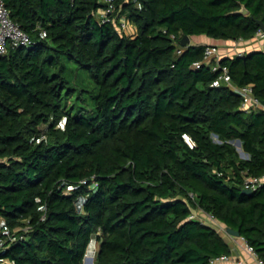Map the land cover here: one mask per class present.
<instances>
[{"label": "trees", "instance_id": "16d2710c", "mask_svg": "<svg viewBox=\"0 0 264 264\" xmlns=\"http://www.w3.org/2000/svg\"><path fill=\"white\" fill-rule=\"evenodd\" d=\"M5 3L33 41L0 54V219L28 226L0 258L85 264L93 239L98 264H210L231 246L196 211L264 258V184L243 192L264 174V106L242 108L206 43H181L253 38L264 0H116L133 36L102 0ZM220 64L264 100V43Z\"/></svg>", "mask_w": 264, "mask_h": 264}, {"label": "built area", "instance_id": "2783aa9c", "mask_svg": "<svg viewBox=\"0 0 264 264\" xmlns=\"http://www.w3.org/2000/svg\"><path fill=\"white\" fill-rule=\"evenodd\" d=\"M103 5L98 9L97 15L102 21H113L116 23L117 28L120 32L127 35L133 36L137 28L127 16L126 13H117L116 0H102ZM43 35H47V31L43 29ZM245 39H227L226 46L228 49L227 55H233L236 53L235 49L239 46V43ZM250 40H257L264 43V28L259 27L257 29L253 38ZM32 38L28 32H26L11 16L10 10L5 3V0H0V54H6L8 52L9 45H30L32 43ZM234 51V52H233ZM226 54L220 52L219 43H206L205 47V57L203 61L210 62L213 59L216 60L214 64V69L221 68V73L219 75V81L224 82L229 85L232 89L237 91L243 96L242 108L250 110L252 108H257L264 106L263 101L254 94L252 84L237 85L232 81L231 75L229 73L227 65H221L220 59ZM203 61H196L193 66L199 67ZM47 137L45 132H42L37 140H42ZM88 179H83L82 182H87ZM264 184V174L261 176H251L248 175L244 178V187H249L252 190L258 189ZM78 184H68L67 191H70L77 187ZM91 186L97 188V182L94 181ZM197 216L196 213H192L191 217ZM25 229L28 230V226L25 227H11L8 223L0 219V251L8 248L14 241L22 239L25 237V233H18V230ZM245 245V248L257 257L260 264H264V258L260 257L255 247L249 243L244 236H241ZM97 242V241H96ZM91 243L94 240L91 239ZM88 251L86 255H88ZM85 255V256H86ZM229 253H222L220 255L214 256L211 259L210 264H215L217 260L229 259ZM10 261L7 258H0V264H9Z\"/></svg>", "mask_w": 264, "mask_h": 264}, {"label": "crops", "instance_id": "0c3cea01", "mask_svg": "<svg viewBox=\"0 0 264 264\" xmlns=\"http://www.w3.org/2000/svg\"><path fill=\"white\" fill-rule=\"evenodd\" d=\"M220 40L213 39L206 35H197L194 38H191L192 43H219L220 44V52L222 54H228V47L226 44H221ZM226 42V41H224ZM263 46V42H259L257 40L245 39L239 43V46L235 49V52H246L253 49H258ZM234 52V51H233ZM201 218L210 222L219 228L221 233L224 235L226 240L230 243L231 253L229 259H220L217 260L215 264H260L257 260V257L249 252L244 245L243 239L240 236L231 235L226 231L225 224L214 219L209 214L200 213Z\"/></svg>", "mask_w": 264, "mask_h": 264}, {"label": "rangeland", "instance_id": "374dc122", "mask_svg": "<svg viewBox=\"0 0 264 264\" xmlns=\"http://www.w3.org/2000/svg\"><path fill=\"white\" fill-rule=\"evenodd\" d=\"M219 42L221 44H224V45L226 44L224 41H219ZM226 42H227V40H226ZM78 71L80 72V74H83V75L86 74V71H84V70L78 69ZM75 96L76 95H73L70 97V99L68 100V105H71L72 103L78 104ZM234 142H235L236 146L238 147V149L240 150L242 156H248V154L243 150L242 146L238 144L237 140H234ZM195 213L197 216H200V214L197 211ZM97 246H98V244L96 241H94V243L91 244L89 251H88V255H86L84 258L85 264H94V262L96 264H98L95 260V256H96V252H97ZM90 258H93V262H90Z\"/></svg>", "mask_w": 264, "mask_h": 264}, {"label": "water", "instance_id": "95a60500", "mask_svg": "<svg viewBox=\"0 0 264 264\" xmlns=\"http://www.w3.org/2000/svg\"><path fill=\"white\" fill-rule=\"evenodd\" d=\"M235 12H240V13H249V9L245 6V5H242V7L238 10H236ZM258 23L261 27L264 28V21L259 19L258 20ZM181 43L183 45H187V44H190L191 43V36L189 34H185L181 40ZM263 103H264V100H263ZM237 142L239 145H241V140L240 139H237ZM253 190L249 187H244L243 188V192L245 193H251ZM226 228V231L231 234V235H236V236H240V231L238 229H235L231 226H225ZM90 262H93V258H90Z\"/></svg>", "mask_w": 264, "mask_h": 264}, {"label": "bare ground", "instance_id": "6f19581e", "mask_svg": "<svg viewBox=\"0 0 264 264\" xmlns=\"http://www.w3.org/2000/svg\"><path fill=\"white\" fill-rule=\"evenodd\" d=\"M94 264H96V263L94 262Z\"/></svg>", "mask_w": 264, "mask_h": 264}]
</instances>
